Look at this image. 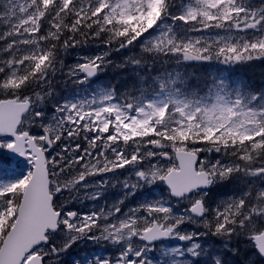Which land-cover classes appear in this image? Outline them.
Listing matches in <instances>:
<instances>
[{"label": "snow or ice", "instance_id": "1", "mask_svg": "<svg viewBox=\"0 0 264 264\" xmlns=\"http://www.w3.org/2000/svg\"><path fill=\"white\" fill-rule=\"evenodd\" d=\"M256 61L264 0H0V264H264Z\"/></svg>", "mask_w": 264, "mask_h": 264}, {"label": "trees", "instance_id": "2", "mask_svg": "<svg viewBox=\"0 0 264 264\" xmlns=\"http://www.w3.org/2000/svg\"><path fill=\"white\" fill-rule=\"evenodd\" d=\"M221 67L222 66H218L214 68V74L216 73L217 69H220ZM223 71L225 75L229 74L230 72L234 80H242L255 88H259L260 86L264 85V63H261L259 61L253 62V64L251 65H237L235 66V68L224 69ZM111 72L112 74L107 77V80L111 84H115L118 87L125 84L126 77L124 74H121V72L115 68H112ZM188 72L199 75V73L196 72V69L194 67L192 69L188 68ZM7 166L9 165L7 164ZM216 246H219V244H214V249H216ZM246 255L247 254L244 251V246H241V252L238 256L229 257L230 264L232 260H235L238 262V264H241V262L245 259Z\"/></svg>", "mask_w": 264, "mask_h": 264}, {"label": "rangeland", "instance_id": "3", "mask_svg": "<svg viewBox=\"0 0 264 264\" xmlns=\"http://www.w3.org/2000/svg\"><path fill=\"white\" fill-rule=\"evenodd\" d=\"M85 51H89V52H94L96 51V48H95V45H92L91 47H88ZM119 58H118V57ZM112 58L113 60L116 62V63H119L120 60L122 59V56L121 54L119 53H115L113 52L112 54ZM75 59V54L71 55L68 57V61L71 62ZM203 66H206V67H209V68H214L216 65H203ZM112 68L110 67L109 70L106 72V73H102L98 78H97V83L94 85V87H99L101 85H106V84H111L108 80H107V77L109 75L112 74ZM123 84V83H122ZM126 86V84L122 85V86H116L118 87L117 89H120L122 87ZM3 167L5 169H7L9 166H7V164H4ZM12 167H15V164L12 165ZM117 196V193L115 190H112L110 191L108 194H107V199L109 200H112L114 199L115 197ZM92 201H86L85 204L86 205H91ZM78 207H81L82 210L84 211H87L88 208L87 207H83L81 205H78ZM201 242H207L208 244H210L213 249H214V244H213V239L212 237H201L200 238ZM172 243H176L175 241H173ZM215 250H219L221 251L222 249L219 248V246H216V249ZM93 251H106V252H114V249H112L110 246L105 249V248H101L100 246H97L95 244H92V243H88V244H85V243H81L78 247H75L73 248V251L70 250L69 254H67L64 258L67 259V264H72V261L77 257V256H83L84 254L86 253H91ZM158 254V253H157ZM149 255H153V253H149Z\"/></svg>", "mask_w": 264, "mask_h": 264}]
</instances>
